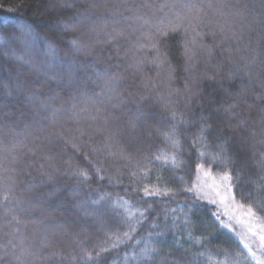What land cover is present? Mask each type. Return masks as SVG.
I'll return each instance as SVG.
<instances>
[{
    "label": "trees",
    "instance_id": "trees-1",
    "mask_svg": "<svg viewBox=\"0 0 264 264\" xmlns=\"http://www.w3.org/2000/svg\"><path fill=\"white\" fill-rule=\"evenodd\" d=\"M62 2L63 0H0V37L4 38V43H0V82L14 83L10 76L15 78L18 73L21 80L38 82V73L17 57L30 60L43 70L50 67L53 72L62 73L65 82L68 78L69 60L74 59L80 63L92 62V57H85L82 53L74 52L68 44L69 40L80 36L81 33L79 31L65 32L58 23L60 20L67 21L77 11H86L88 0H72L71 8L61 7ZM111 2H119V0H111ZM127 2L138 11V14L145 15L146 18L153 17L154 11V18H163L164 13L156 9L165 0H127ZM175 2L179 4L186 0H175ZM196 3L202 7L204 13H207V18L212 20L213 24L217 20L223 22L216 15V10L221 4L225 5L222 10L226 14L239 9L243 15L235 18L234 27L237 29L251 19L249 13L252 8H255L257 14L262 11L260 0H196ZM144 4L151 7H143ZM209 4L212 5L211 8L208 7ZM245 4L249 6L248 9H245ZM121 11L125 16L133 15L132 12L123 8ZM164 11L169 12L167 8ZM175 11L179 12L181 8L178 6ZM171 15L172 13L169 12V16ZM25 23L30 24L35 30L34 36L21 31L20 25ZM127 23L136 27L133 21ZM197 30L205 34L196 38L195 47L189 44L196 52V56L190 62L188 71H185V59L182 54L183 42L185 40L191 42L195 35L191 29L187 34L182 31L170 34L166 38V44L161 45L167 51L170 63L175 69L170 88L162 82L167 80L168 65L159 70V74L154 65H146L142 77L140 73L128 67L131 63V53L125 56L127 42H120L119 55L113 45L106 46L101 53L103 59L96 62V68L103 70L107 66L113 72L118 70L122 73L117 92L124 100V103L116 109L108 105L111 117L107 126H104L102 119L93 121L90 118L97 114L89 104L88 111L80 112L75 117L62 109L55 124L45 122L42 131L33 130L32 136L25 141L26 147L20 155L25 163L33 162V166L28 168L30 176L25 175L22 178L25 181L31 179L37 184L47 180V176L42 175L37 169L40 163H44V155L52 156V163L60 171L53 172L49 168L52 180L41 185L38 191L46 194L52 191L53 186H58L60 191L51 197L45 196L44 207L49 209L51 215L41 217L39 212L32 213L37 223H29L27 229L23 231L25 235L32 236L44 226L51 227L54 233L50 234L53 249L62 252L63 257H67L66 260L57 258L60 264H83L80 258L82 248L92 251L95 255L100 247H106L109 250L102 253L94 264H125V254L129 257L133 253L138 254L149 242L161 249L151 264H264V249L262 258L257 259L245 248L237 231L231 229L224 211L199 193L197 187L202 170L196 168V165L201 162L197 159L199 145L192 144L198 134L201 115L211 114L209 123L213 127L207 134L209 150L215 151V145L220 142L216 138L219 123L224 126L225 133L232 137L230 153L235 152L240 137L247 135V130L251 128L258 130L264 102L248 97V104L252 105L251 109L240 102L236 111L246 120V123L236 132H231L227 128L229 123L235 124L240 117L230 119L220 106L235 102L234 93L238 91L242 81L235 79L230 82L226 79L231 65L228 61L229 53L224 50L226 46L220 43L219 34L215 37L207 34L209 28L203 25ZM139 35V32H133V40ZM201 42L206 47L211 46L214 49L211 63L220 62L223 65L219 74L216 75V80L199 79L204 72L216 74L208 63V58L199 48ZM49 43L55 46L52 51L48 48ZM235 47L236 45L233 44L234 57ZM72 75L74 78H85V70H74ZM87 75H92V69L87 70ZM145 77L149 81L148 89L143 87ZM194 78L199 79V84L195 87H193ZM185 82L199 94L189 99L184 91ZM153 84L156 86L152 87ZM52 87L59 91L62 97V101H55V107L61 108L63 102L64 108H67L70 96L63 88H56L54 83ZM175 89L179 91H174ZM85 90L88 93L100 91L95 84L88 81L86 89L82 88L79 92H73V95L80 97ZM42 91L46 92V90ZM256 91L258 92L259 89ZM228 93L233 95L230 96ZM116 102L113 101V103ZM84 106L80 105L81 108ZM137 109L147 110L155 116L146 125L138 124L137 132L132 133L127 121L135 118ZM172 110L182 114L186 121L178 124L181 141L179 150L174 149L163 135L168 131L169 126L177 124L179 119V117L173 119ZM33 111L24 93H14L12 97L7 98V103L0 110V127L3 128L0 139L5 144L14 142L12 130L21 132L26 123L30 125ZM97 127L101 130L97 131ZM78 129L84 131L79 152L65 144V139L80 134ZM110 135L113 136V140L106 146V138ZM45 137H50L51 142ZM29 148L35 151V156L28 153ZM110 152L113 155H110ZM172 154H177L182 161L180 167L174 168L170 163H162L165 156L170 157ZM155 156H161L162 159L157 161L154 159ZM69 159L74 165H79L89 172L91 180L88 183L81 184L77 177L66 174L71 171L65 163ZM203 163L206 168L210 167L211 171H217L216 165L209 166L207 155ZM96 167L101 169L103 180H99L95 175ZM248 175L253 177L256 175V169L251 166L250 161L245 174L246 180ZM77 187L80 191L73 193L72 190ZM145 188L167 190L168 195L147 196L144 193ZM244 190L251 195L242 198L240 191L237 190L236 200L242 205H251L257 216L264 221V193H257L250 182L244 185ZM98 193L108 196L106 201L96 206L101 213L100 216H84L83 210L74 207L78 201L97 199ZM111 205L118 206L110 207ZM88 210L92 211V208ZM126 210L134 212L135 216L128 219L125 215ZM141 211L144 212L143 218L139 215ZM185 216L189 218L188 225L183 222ZM0 217H2V210H0ZM8 219L10 217L0 218V226H2L0 227V244H7L12 238L5 235L12 231V226L5 225ZM41 219L44 221L43 224L39 223ZM137 219L141 220L139 224H136ZM130 224L136 225L134 232L130 231ZM153 224L157 227H153ZM189 229L194 239H201V244L196 245L194 240L188 239ZM125 232H129L131 239L123 237ZM158 232L163 235L156 236ZM149 233L152 235L150 236ZM112 234L120 236L123 240V243L116 248H111L112 241L109 240V236ZM49 250L45 249V254ZM200 252H204V256H199ZM209 256L214 258L212 262L208 261ZM72 257H76L75 261ZM10 259L5 257L6 261ZM47 264H53V261ZM128 264H136V262L129 260ZM139 264L144 262L140 261Z\"/></svg>",
    "mask_w": 264,
    "mask_h": 264
},
{
    "label": "snow or ice",
    "instance_id": "snow-or-ice-1",
    "mask_svg": "<svg viewBox=\"0 0 264 264\" xmlns=\"http://www.w3.org/2000/svg\"><path fill=\"white\" fill-rule=\"evenodd\" d=\"M61 7L71 8L73 7L72 0H63L60 4ZM143 7H151V5L144 4ZM181 8V11L177 12V7ZM212 7L211 4L208 5ZM225 5L221 4L220 8L216 10V15L220 17V20L215 21L207 18V13L203 12L202 7L196 3V0H186V2L177 3L175 0L169 2L165 0L160 4L156 11L164 13L163 18H146L145 15L138 14L136 9H133L128 4L127 0H119V2H111V0H88V8L86 11H77L67 21L60 20L58 23L62 26L65 32H77L81 33L74 39L68 41L71 49L76 53H82L85 57H92V62H77L74 59L68 62V78L65 82V77L60 72H53L49 67L47 70L41 69L39 66L33 64L30 60H24L23 57H17V59L23 61L24 64L30 66L32 70L38 73L37 81H24L20 79L18 73L15 78L10 76V79L14 80V83H2L0 82V110L3 109L7 103V98L12 97L15 94L24 93L27 103L34 109L31 115L30 125L25 124L24 130L21 132H13L14 142L11 144H5L0 139V210H2V217H10L5 221V225L12 226V231L5 233L12 237L8 240L7 244H0V264H47L49 261H53V264H60L57 258L67 259L63 257V253L53 249L50 234H54L52 228L44 226L39 229L38 232L32 236L25 235L24 229H27L29 223L35 224L37 220L33 218L32 213L39 212L41 217L51 215L49 209L44 207L45 196L51 197L60 191L58 186H53L52 191L44 194L40 193L38 189L41 185L49 183L52 180V173L48 169H52L53 172H59L60 169L56 168L52 163L53 157L49 155L43 156L44 163H40L38 171L47 176V180L41 181L40 184L34 183L31 179L25 181L22 177L25 175L30 176L28 168L33 166V162L29 161L25 163L22 156L23 149L26 147L25 141L32 136L33 130L42 131L45 127V122L49 124H55L57 118L61 113V110L70 112L73 116H78L80 112L88 111V105L90 104L95 110L97 115H93L90 118L93 121L98 119L103 120V124L106 127L111 117V113L108 112V105H111L113 109L119 108L124 100L120 93L117 92V88L122 79V73L118 70L113 72L109 67H104L103 70L96 68V62L103 59L102 51L108 45H113L116 49L117 55L120 51V42L125 41L128 44V48L125 52L127 57L131 53L128 67L134 69L136 73H140L144 76L146 65H154L157 73L163 69L165 65H168V76L165 83L166 87H171V81L175 69L172 67L167 51L162 48V43L166 44V38L170 34L177 32L188 33L189 29L195 34L191 42L185 40L183 42L184 52L183 57L185 59V71L189 70L190 62L196 56V52L193 51V47L197 45V37H202L205 33L198 31L197 29L203 25L209 28L207 34H211L215 37L219 34L220 43L224 44L225 51L229 53L228 61L231 67L228 69L226 79L233 81L239 79L242 83L239 85L238 91L234 93L235 102L224 106L221 104L223 112L228 115L230 119L240 117V113L236 111L240 102H243L251 109L252 105L248 104V97H254L257 101L264 102V0H260V8L262 11L257 14L255 8L250 11L251 19L239 29L235 28V18L242 16L243 13L237 9L234 12L226 14L222 9ZM245 9H248V5L245 4ZM125 9L132 12V16H125L121 9ZM169 12H165V9ZM10 11L13 9H9ZM245 19H247L245 17ZM128 21H133L136 27L128 24ZM21 31H26L29 35H35V30L30 24H21ZM131 29V31H129ZM133 32H139L140 35L135 40L132 38ZM254 39V46H253ZM0 43H4V38L0 37ZM193 47H190L189 44ZM235 44V57L232 51V45ZM53 44H48L50 51L54 49ZM199 48L203 51L204 55L208 58V63L211 68L215 70V75L209 72L201 74L199 79L216 80V75L219 74L223 65L220 62L215 64L211 63L214 56V49L211 46H205L202 42L199 44ZM99 49V51H98ZM111 57H109L110 59ZM194 67V65H191ZM77 69L85 70V78H74L72 72ZM92 69V75H87V70ZM42 77V79H41ZM199 79H193V87L199 84ZM88 81H91L100 89L99 92L88 93L86 90L78 97L73 95V92H79L80 89L85 88ZM55 84L56 88H63L65 93L70 96L68 107L64 108L63 102L61 108L55 107V101L61 100V93L56 91L52 87ZM220 83V81H218ZM156 85L153 84L152 87ZM222 86V84H221ZM143 87L148 89L149 81L145 77L143 80ZM256 89H259L257 92ZM42 90H46L42 91ZM174 91H179L175 89ZM184 91L188 94L189 99L198 95V92H194L192 87L185 82ZM227 92V90L225 89ZM233 95V93H228ZM82 97V98H81ZM113 101H117L113 103ZM85 105L83 108L80 105ZM219 111V109H218ZM173 119L179 117L177 124L169 126L167 132L163 133L165 139L176 150L180 149L181 141L178 133V124H183L186 121L183 119L182 114H178L175 110L171 111ZM210 115H201L198 134L193 139V146L199 145L197 148V159L201 161L196 165L197 170L204 169L205 175L211 176L214 181H219L216 185L217 188H223L227 194L224 198H230L234 200L236 198V191H240L242 198L250 196L244 190L246 183H251L257 193H264V108L261 109V117L259 121V128H251L247 130V135L240 137L239 144L235 152L229 150V146L232 142V137L225 133L224 126L217 124V139L219 143L215 145V151L209 150L208 136L210 129L213 125L209 123ZM155 116L147 110L137 109L135 118L127 121L129 130L132 133L137 132V125H146L149 120ZM246 120L240 117L236 120L235 124L229 123L227 128L231 132H236L238 129L243 128ZM101 129L97 127V131ZM3 128L0 127V132ZM79 135H72L70 139H65L66 146H71L77 152L80 150L81 137L84 135L83 129H78ZM39 139V137H37ZM51 142L50 137H45ZM113 140V136L106 138L105 144L108 146ZM95 151V150H94ZM28 153L35 156V151L31 148L28 149ZM113 155V153H109ZM27 155V153H25ZM208 157V164L216 165L217 171L213 174L211 168L205 167L203 163L205 156ZM155 160L160 161L161 156H155ZM249 161L252 167L256 169L255 177L248 175L245 179L246 170L249 167ZM68 168L71 169V176L77 177L79 183L86 184L91 180L89 172L79 165H74L71 159L65 161ZM162 163L171 164L172 167H180L182 161L177 154H172L170 157L165 156ZM47 165V167H46ZM95 175L99 180H103L104 176L101 175V169L95 168ZM134 175V174H133ZM146 175V173H145ZM191 191L192 189H188ZM73 193L79 192L80 189L74 188ZM144 193L147 196H160L168 195L167 190L144 189ZM219 195L220 193L217 192ZM97 199H86L78 201L74 207L78 210H83L84 216L94 215L100 216L96 206H99L102 201L108 199L107 194L98 193ZM215 203L216 201H212ZM118 205H111L110 207H116ZM251 210V205H248ZM92 208V211L88 209ZM125 215L128 219L135 216L134 212L126 210ZM140 217H144V212H140ZM0 217V218H2ZM23 217V218H22ZM141 222L137 219L136 224ZM184 224L190 223L187 216L184 217ZM40 224H43V219L39 220ZM2 227V226H0ZM153 227H157L153 224ZM129 229L131 232L136 230L135 224H130ZM151 236L152 234L149 233ZM163 233L158 232L156 236H162ZM123 237L131 239L129 232L123 233ZM188 239L194 240L196 245L201 244V239L193 237L192 231L188 230ZM264 242V236L260 237ZM109 240L112 241L111 248H116L123 240L120 236L112 234L109 236ZM163 241H161L162 243ZM139 243V241H137ZM179 243V241H177ZM247 247V245H246ZM45 249H50L46 254ZM109 248L100 247L95 255L92 251L86 248H82L81 261L83 264H94L99 259L102 253L108 251ZM161 249L156 247L154 243H146L140 252L133 253L131 257L125 254V264H128L129 260L135 261L139 264L143 261L144 264H151V262L160 253ZM251 251V249H249ZM199 256H204V252H200ZM5 257H10V260H5ZM76 257H72L75 261ZM209 262L214 260L209 256Z\"/></svg>",
    "mask_w": 264,
    "mask_h": 264
},
{
    "label": "rangeland",
    "instance_id": "rangeland-1",
    "mask_svg": "<svg viewBox=\"0 0 264 264\" xmlns=\"http://www.w3.org/2000/svg\"><path fill=\"white\" fill-rule=\"evenodd\" d=\"M212 173L215 172L212 171ZM199 177L197 187L199 193L211 203L216 201L214 204L224 211L231 229L237 231L245 248L248 251L251 249L249 252L257 259H261L264 242L261 241L260 237L264 236V221L257 216L252 208L249 210L247 205L240 204L236 198L234 200L224 198L227 195L224 189L216 187L219 181H214L211 176L205 175L204 169L201 170ZM217 192L220 194L218 195Z\"/></svg>",
    "mask_w": 264,
    "mask_h": 264
}]
</instances>
